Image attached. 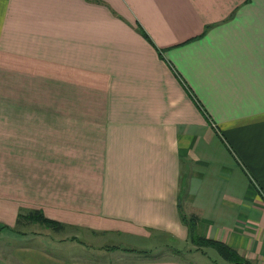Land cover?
Returning <instances> with one entry per match:
<instances>
[{
  "label": "crops",
  "instance_id": "crops-1",
  "mask_svg": "<svg viewBox=\"0 0 264 264\" xmlns=\"http://www.w3.org/2000/svg\"><path fill=\"white\" fill-rule=\"evenodd\" d=\"M193 215L264 264V0H0V264H231Z\"/></svg>",
  "mask_w": 264,
  "mask_h": 264
},
{
  "label": "trees",
  "instance_id": "trees-1",
  "mask_svg": "<svg viewBox=\"0 0 264 264\" xmlns=\"http://www.w3.org/2000/svg\"><path fill=\"white\" fill-rule=\"evenodd\" d=\"M141 31H142L144 38L149 43H152L151 39L145 33V31L143 29H141ZM19 218H20V220L22 219V220H26L29 222L30 221H36V222L40 223L41 225L45 226L46 228L52 229L56 233H60L61 231L64 230L63 225H61L60 223H58L54 220L46 218L41 211H34V212H31L27 215H20ZM198 221H199V218L197 216H194V215L189 219L190 239H191L192 245H194L196 250H200V251L205 252L206 249L207 250L208 249H214L215 251H217V253L224 260L230 262L231 264H248V263L243 261V259L240 257L239 253L236 250H234L232 247L228 246L224 242L201 236L198 233ZM85 246H87V245H85ZM119 249L120 248L116 247V246H105L103 248L104 251H109V252L110 251H117ZM125 251L126 252H137L135 250H125ZM171 251H174L175 254H177V255L182 254L181 251H175L172 249H171ZM142 253H144V255H149L148 252H142Z\"/></svg>",
  "mask_w": 264,
  "mask_h": 264
},
{
  "label": "rangeland",
  "instance_id": "rangeland-1",
  "mask_svg": "<svg viewBox=\"0 0 264 264\" xmlns=\"http://www.w3.org/2000/svg\"><path fill=\"white\" fill-rule=\"evenodd\" d=\"M94 152H95L94 148H91L89 150L90 155H94L95 154ZM98 162L99 163L101 162V157L100 156H98ZM55 237L58 240L62 239L64 241L66 239V240H70V241H72L74 243V244L73 243H70V244H68V246H71L72 247L73 255H74L75 258H76V256H78L77 257L78 259H82L83 257H79V256H85V255H82V254L83 253H86V252L79 251L78 249H80V250H86L83 247L86 244L82 241V240H84V241H88L89 240L88 235L86 233L75 232L74 230L73 231L72 230H69V231H67V233H58V234H55ZM95 243H98L99 245L101 244V242H99V241H97ZM152 243L155 245L154 242H152ZM169 243H170V240L168 241V245H170L173 248H179L178 245H176V244H169ZM76 244H79V245H76ZM189 244L190 245H183V246L181 245V248L180 249L186 253L187 251H189L192 248L191 241H190ZM81 245H83V246H81ZM156 245H157V248L152 250V254L150 253L149 255H146L147 258L166 257V256H170V255H177V254H175L174 251H171L172 248H167V246L164 247V245H162L161 243H157ZM85 247H87V246H85ZM87 248L91 249L90 246L87 247ZM103 248H100V250L104 251ZM172 250H174V249H172ZM207 251L209 252V254H218L217 251H215L214 249H208ZM107 252H109V251H107ZM110 252H113V251H110ZM92 253L98 254V252L95 250V251H90L88 253V255L89 254H92ZM66 254H68V253H66ZM107 257H109V256H107Z\"/></svg>",
  "mask_w": 264,
  "mask_h": 264
}]
</instances>
